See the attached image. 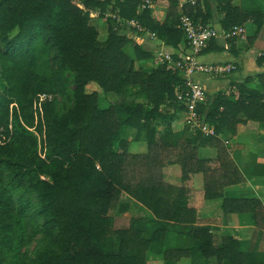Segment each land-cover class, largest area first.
I'll use <instances>...</instances> for the list:
<instances>
[{
	"label": "trees",
	"instance_id": "obj_1",
	"mask_svg": "<svg viewBox=\"0 0 264 264\" xmlns=\"http://www.w3.org/2000/svg\"><path fill=\"white\" fill-rule=\"evenodd\" d=\"M149 2L166 8L163 19ZM212 4L224 30L254 24L248 44L264 25V0H0V264H147L149 252L162 264H264V251L194 225L198 209L215 206L224 215L249 212L264 230L257 198L224 194L243 175L222 137L238 124L264 134V71L235 82L237 96L217 91L198 106L217 136H186L172 127L182 109L180 73L143 66L152 53L119 32L133 20L130 29L176 48L180 16L210 26ZM238 38L228 40L232 54ZM223 50L212 39L200 54ZM255 63L264 65V50ZM90 82L99 90L87 93ZM124 128L143 131L144 151L128 150ZM171 165L179 166L178 185L166 179ZM255 167L264 175V163ZM132 202L149 218L114 228ZM38 235L41 246L28 257L20 249Z\"/></svg>",
	"mask_w": 264,
	"mask_h": 264
},
{
	"label": "crops",
	"instance_id": "obj_2",
	"mask_svg": "<svg viewBox=\"0 0 264 264\" xmlns=\"http://www.w3.org/2000/svg\"><path fill=\"white\" fill-rule=\"evenodd\" d=\"M215 11L214 9L212 10V18L209 19L208 25L220 28L219 19L221 14L217 10ZM243 27L247 36H250L255 28L251 21H247ZM159 42L161 49L165 51L174 54H182L185 52L186 44L184 41L176 48L167 46L161 41ZM262 50H264V25L257 37L250 44L247 41L244 44L239 42L238 46L236 44L235 54H232L229 50H223L198 55L197 59L205 63H226L234 69L229 75L224 78L219 76L209 78L203 75H196L195 79L199 80L204 86L206 93H209L208 95L217 89H222L223 91L230 86H234L235 82L241 81L247 75H254L264 71V65L258 66L255 63L256 55ZM172 127L175 131H184L186 136L193 135L183 124L182 119H175ZM222 137L228 140V144L226 145L227 151L243 175L241 182L227 186L224 189L225 196L247 199L255 197L264 207V175L258 174L255 167L256 164L264 163V134L262 130L260 129L257 133H254L243 130V126L238 124L234 135L228 134ZM143 149L145 148L143 147ZM166 179L171 184H180V169L178 165H171L169 167ZM193 185L196 188L202 187L201 174L197 173L194 175ZM210 215L211 217H209ZM196 217L197 219L194 225L197 227L210 225L209 230L216 238L230 234L233 238L239 240L243 249L264 251V230L256 227L252 223L249 212L233 211L228 215H224L220 207L214 206L198 209ZM151 264H162V261H152ZM177 264L187 263L183 260Z\"/></svg>",
	"mask_w": 264,
	"mask_h": 264
},
{
	"label": "built area",
	"instance_id": "obj_3",
	"mask_svg": "<svg viewBox=\"0 0 264 264\" xmlns=\"http://www.w3.org/2000/svg\"><path fill=\"white\" fill-rule=\"evenodd\" d=\"M132 24L135 21H131ZM136 25V24H135ZM183 31V38L186 44L185 52L182 54L160 50L155 52L154 63H164L167 68L177 70L182 82L176 91V99L182 109L177 112V118L182 119L183 124L192 132L199 131L203 136H217L214 124L209 122L205 111H198V106L207 100L204 86L195 79L196 75H224L229 72L232 67L226 63L211 62L205 63L197 59L200 52L207 47L208 42L212 39H221L223 46L227 48L228 40L232 37H242L245 34L243 26H234L229 30L215 28L212 26H202L199 22L193 21L187 15H181L179 24L177 25ZM138 29H141L138 27ZM142 30V29H141ZM147 35L151 40L157 39L155 34L147 31ZM229 91L224 94L233 93L237 96L235 86H230ZM43 96H40L42 99ZM225 145L228 144L227 139H223Z\"/></svg>",
	"mask_w": 264,
	"mask_h": 264
},
{
	"label": "rangeland",
	"instance_id": "obj_4",
	"mask_svg": "<svg viewBox=\"0 0 264 264\" xmlns=\"http://www.w3.org/2000/svg\"><path fill=\"white\" fill-rule=\"evenodd\" d=\"M184 1L185 0H179L180 4L184 3ZM148 7L151 9L152 14L159 20L163 19V17L166 14V8L165 7L153 4L151 2H149ZM212 8L214 9V11L216 10L214 7V4H212ZM90 16L96 17V14L91 13ZM131 21H133V20L127 21L125 23V26H123V29L120 30L119 32L124 33L125 35H127L128 37L133 39L137 44H140L143 48L147 49L148 51H150L152 53V59L151 60L142 62L143 66L149 67L152 63H154V56L153 55L155 54V52H158V51L163 50V49H161V44H159L160 42L158 39L151 40L148 37L147 31H143L141 29H137L135 31V30L130 29V27H132V26L136 27L135 22H133L134 24H132ZM92 22L94 24L96 23L98 28H99V32H100L99 39H104L105 35H106V25H105L104 19L103 18H97V19H94ZM247 37H249V36L246 35V31H245L244 36L239 37L237 39V41H236L237 46H238L239 42H241L242 44L246 43ZM227 46H228V44H227ZM225 50L228 51L229 49L225 48ZM127 51L129 53H131L130 46H128ZM163 51H165V50H163ZM233 70H234L233 68L230 69V71L226 72V74L224 76L213 75V76H207V77L215 78V77L219 76V77L224 78L227 75H229V73ZM250 85H253V83ZM230 88L231 87L224 89L223 92L225 93L226 91H229ZM98 90H99L98 86L93 82H90L85 87V91L87 93H91L92 91H98ZM217 91H222V89H217L214 92H212L210 95H208L209 93L208 94L206 93L207 99H209V97L213 96ZM120 138H122L124 141L127 142V147H128V150L130 152H133V153L141 152V151H144L143 147L144 148L146 147L145 142H144V133L141 130H136L134 128H124L123 131L120 133ZM148 216H149V214L147 213V211L145 209L141 208L138 204L132 202V204L130 203L129 210L125 214L117 216L114 218L113 227L114 228H124V227L129 225L131 218H138V217L149 218ZM209 217H211V215ZM192 226L193 225H187V226L185 225V227H187V229L189 227H192ZM209 226L210 225H202L201 227L209 230ZM168 229L171 231H175L177 229V225L169 223ZM215 234L218 235L217 233H215ZM170 235L172 237L173 232ZM228 235H230V234H228ZM40 246H41L40 235H38L34 238V240L31 243L22 247L20 249V251L25 252L28 255V257H33L36 250L38 248H40ZM156 260L162 261L161 256H159L155 253L149 252L147 255V264H151L152 261H156ZM183 260H185L187 264L191 263V261L187 258H182L180 261H183Z\"/></svg>",
	"mask_w": 264,
	"mask_h": 264
}]
</instances>
